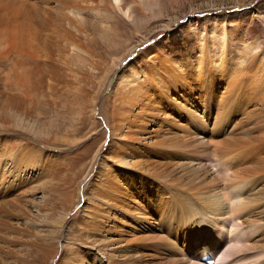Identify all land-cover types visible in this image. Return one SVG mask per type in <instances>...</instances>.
Wrapping results in <instances>:
<instances>
[{"label": "bare ground", "instance_id": "1", "mask_svg": "<svg viewBox=\"0 0 264 264\" xmlns=\"http://www.w3.org/2000/svg\"><path fill=\"white\" fill-rule=\"evenodd\" d=\"M148 1L0 0V264L56 258L62 231L50 247L34 231L22 239L51 202L76 245L57 264H204L206 255L264 264V42L253 28L244 39L257 45L245 49L203 26L173 34L171 49L159 42L143 52L113 100L117 165L94 158L102 175L84 195L90 212L62 224L79 188L65 148L82 139H60L40 106L90 110L95 131L105 82L124 61L107 68L96 49L108 42V23Z\"/></svg>", "mask_w": 264, "mask_h": 264}, {"label": "rangeland", "instance_id": "2", "mask_svg": "<svg viewBox=\"0 0 264 264\" xmlns=\"http://www.w3.org/2000/svg\"><path fill=\"white\" fill-rule=\"evenodd\" d=\"M148 2L145 3L146 5L143 10L138 11V15H133L131 16L132 18L128 16L130 18L128 19L127 16L120 14L118 15V20L108 23L111 25V28L108 29L109 33H111L109 34L110 36H108V45L106 44L108 47L104 45L96 49V59L107 68L119 57L124 56V61L115 69V72H113L114 74L111 73L108 78L110 81H115L117 87H114L112 90L110 81L108 82L106 80L105 82L102 97L97 106L99 107V119L95 131H91L90 129H92V126H89L90 110L85 111L83 116V114L78 115L77 112H60L53 106H40V109L49 115L48 117L54 124L57 131L56 133L60 139L63 138L66 140L67 138L68 144H73L78 139H82V143H79L73 148H65L63 146V148L71 154L73 166L71 175L75 182L74 185L79 187L77 192L78 199L72 207L71 213L66 216L67 218L65 217L66 221L64 223L62 222L65 226L76 218H85L87 216L86 214L90 212L88 210L86 214L85 212L83 214V210L86 207H92L89 201L84 198V195L90 190L89 184H91V181L97 180V182H100L102 175V164L99 166L94 158L98 157L99 159H103L105 163H109L111 166L117 165L111 157L118 152V145H116V143H111L109 128L110 122L113 121L111 117L113 100L116 98L115 92L119 90V86H123L127 83L128 75L133 71L131 66L137 67V65L142 62V54L145 50L155 46L159 42L161 43L159 45L160 48L168 46L167 48L171 49L170 41H173V34H180V31L182 32L184 30L194 33L199 28H203V26H208L209 29L214 26L216 29L227 32L226 34L229 35L233 43L242 49H245L249 45H257L254 39L248 37L244 39V32L249 28L255 29V31L260 34L259 40L264 42V0H153L152 4L150 3L152 0ZM146 7H150V9ZM147 9H149V11H147ZM141 18L145 21L144 23ZM168 21L173 24L170 31L165 29V24ZM163 42L164 44H162ZM133 46L136 48L135 52L132 54L126 53V51ZM99 58H102L106 62ZM92 81L94 83H99L95 76L92 77ZM86 125H88L87 129L84 128ZM189 133H186L184 137L190 138L191 136H189ZM181 135H184V133H181ZM206 184H212V180H208ZM37 198L38 203L43 201L40 194ZM44 205L43 207L46 213H43L42 217L32 215L35 216L33 217V221L36 224H29L30 228L27 230L26 236L22 235L23 238H21L23 241L28 242L31 239V231H34L43 237L38 246L50 247L53 244H57L56 239L63 235L62 239L66 240L64 241L65 245L63 244L64 247L59 243V254L53 261L50 260L49 262V264H57L60 257L69 249L74 251L76 245L68 242L66 236L69 233H65V228H60L59 213H61V211L57 210V204L51 202ZM29 206L28 209H33V206ZM34 211L36 212V210ZM54 212L56 213V217L52 219L48 218L47 215H53ZM61 215H65L63 207ZM23 222L25 224H23ZM23 222V227H26V222L24 220ZM80 230L81 229H79V231ZM44 239L47 241L46 243H44ZM13 262L15 263L16 261Z\"/></svg>", "mask_w": 264, "mask_h": 264}]
</instances>
